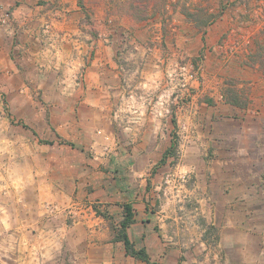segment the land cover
Instances as JSON below:
<instances>
[{
    "label": "rangeland",
    "instance_id": "rangeland-1",
    "mask_svg": "<svg viewBox=\"0 0 264 264\" xmlns=\"http://www.w3.org/2000/svg\"><path fill=\"white\" fill-rule=\"evenodd\" d=\"M155 2L0 0V264H264V0Z\"/></svg>",
    "mask_w": 264,
    "mask_h": 264
},
{
    "label": "trees",
    "instance_id": "trees-1",
    "mask_svg": "<svg viewBox=\"0 0 264 264\" xmlns=\"http://www.w3.org/2000/svg\"><path fill=\"white\" fill-rule=\"evenodd\" d=\"M156 0H146L142 4H144V7H141L139 3H137L135 0H128L129 4V10L131 11V16L136 18L137 20H146L148 17L153 16L158 12V7L156 6L158 3H154ZM81 3V2H80ZM154 3V4H153ZM82 5V3H81ZM185 16L192 22L196 27L203 28L209 26L214 19L216 18L215 15H207L205 20H199L200 17H203V15H206V11L204 9H197L196 11H189L184 10ZM230 102L233 105L241 106V104L238 102L236 97L232 98ZM246 106V104H245ZM173 126H174V132L172 133V141L170 148L164 153L162 159L159 162V165H163L166 163L167 159L171 156H176L177 149H178V143L179 138L178 134L175 131L178 127L177 119L174 117L173 120ZM60 140V144L65 143L60 137H58ZM42 143L47 145H53V142L49 141H42ZM69 146H73L72 144L68 143ZM98 213L105 219L109 221L110 228L113 232H115V242L122 243L125 255L128 257H131L137 261H141L145 264H157L155 262L151 261V257L147 251L146 248H137L136 244L132 241L130 235H129V229L136 223V214L135 210L133 208L132 203H125L122 205V219L120 220L117 225L114 222V219L112 216H110L108 213H101L98 211Z\"/></svg>",
    "mask_w": 264,
    "mask_h": 264
},
{
    "label": "crops",
    "instance_id": "crops-1",
    "mask_svg": "<svg viewBox=\"0 0 264 264\" xmlns=\"http://www.w3.org/2000/svg\"><path fill=\"white\" fill-rule=\"evenodd\" d=\"M45 1H53V0H45ZM69 1V0H68ZM71 2H73V0H70ZM71 6H72V8H74L75 7V4L74 3H71ZM73 28H75V25L73 24V26L71 27V29H73ZM60 136V135H59ZM50 141H52V142H54V140H50ZM57 141H55V143H56ZM135 225V224H134ZM133 225V226H134ZM132 226V227H133ZM131 227V228H132ZM131 228L129 229V231L131 230ZM130 235V234H129Z\"/></svg>",
    "mask_w": 264,
    "mask_h": 264
}]
</instances>
